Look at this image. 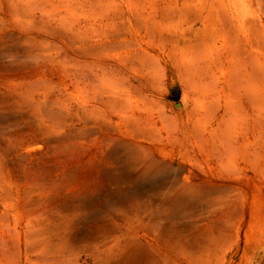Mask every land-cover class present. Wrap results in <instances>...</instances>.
I'll return each instance as SVG.
<instances>
[{
  "label": "rangeland",
  "instance_id": "1",
  "mask_svg": "<svg viewBox=\"0 0 264 264\" xmlns=\"http://www.w3.org/2000/svg\"><path fill=\"white\" fill-rule=\"evenodd\" d=\"M0 264H264V0H0Z\"/></svg>",
  "mask_w": 264,
  "mask_h": 264
}]
</instances>
